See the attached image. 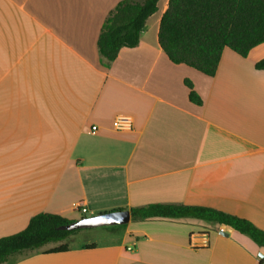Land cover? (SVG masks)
Listing matches in <instances>:
<instances>
[{
    "label": "crops",
    "instance_id": "1",
    "mask_svg": "<svg viewBox=\"0 0 264 264\" xmlns=\"http://www.w3.org/2000/svg\"><path fill=\"white\" fill-rule=\"evenodd\" d=\"M120 1L0 0V237L39 212L77 220L151 203L264 230V42L247 57L225 47L212 77L175 64L158 38L169 0H158L138 45L107 61L98 38ZM120 114L131 130L114 128ZM101 235L1 264H264L250 236L196 218H131Z\"/></svg>",
    "mask_w": 264,
    "mask_h": 264
},
{
    "label": "trees",
    "instance_id": "2",
    "mask_svg": "<svg viewBox=\"0 0 264 264\" xmlns=\"http://www.w3.org/2000/svg\"><path fill=\"white\" fill-rule=\"evenodd\" d=\"M158 0H122L110 13L98 38V48L107 61L116 59L124 47H134L140 33L157 9ZM159 43L175 64H185L207 76H214L225 47L247 57L264 42V0H169L158 33ZM264 69V57L256 62ZM192 102L201 105L203 99L185 80ZM123 210V209H119ZM132 219L196 218L224 224L250 236L264 247V230L252 221L225 211L182 203H151L130 208ZM70 220L62 215L39 212L31 217L21 231L0 237V264L16 252L31 250L65 239L79 231L62 226ZM67 245L54 248L65 251Z\"/></svg>",
    "mask_w": 264,
    "mask_h": 264
},
{
    "label": "water",
    "instance_id": "3",
    "mask_svg": "<svg viewBox=\"0 0 264 264\" xmlns=\"http://www.w3.org/2000/svg\"><path fill=\"white\" fill-rule=\"evenodd\" d=\"M131 220V212L128 209L111 210L91 216H85L62 226L66 230H77L104 225H121Z\"/></svg>",
    "mask_w": 264,
    "mask_h": 264
},
{
    "label": "built area",
    "instance_id": "4",
    "mask_svg": "<svg viewBox=\"0 0 264 264\" xmlns=\"http://www.w3.org/2000/svg\"><path fill=\"white\" fill-rule=\"evenodd\" d=\"M113 126L116 130L127 131L133 127V118L127 114L117 115L113 121ZM92 131H97V126H93Z\"/></svg>",
    "mask_w": 264,
    "mask_h": 264
},
{
    "label": "rangeland",
    "instance_id": "5",
    "mask_svg": "<svg viewBox=\"0 0 264 264\" xmlns=\"http://www.w3.org/2000/svg\"><path fill=\"white\" fill-rule=\"evenodd\" d=\"M111 228H112V225H104V226L91 227V228H82L77 232L78 234L85 236V238H91V239L101 241L103 240V237L101 234Z\"/></svg>",
    "mask_w": 264,
    "mask_h": 264
}]
</instances>
